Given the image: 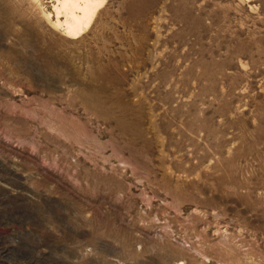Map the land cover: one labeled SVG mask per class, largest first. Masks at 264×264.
<instances>
[{
    "label": "rangeland",
    "instance_id": "rangeland-1",
    "mask_svg": "<svg viewBox=\"0 0 264 264\" xmlns=\"http://www.w3.org/2000/svg\"><path fill=\"white\" fill-rule=\"evenodd\" d=\"M0 0V264H264V0Z\"/></svg>",
    "mask_w": 264,
    "mask_h": 264
},
{
    "label": "bare ground",
    "instance_id": "bare-ground-1",
    "mask_svg": "<svg viewBox=\"0 0 264 264\" xmlns=\"http://www.w3.org/2000/svg\"><path fill=\"white\" fill-rule=\"evenodd\" d=\"M103 0H56L53 4L55 24L71 37L87 28Z\"/></svg>",
    "mask_w": 264,
    "mask_h": 264
}]
</instances>
